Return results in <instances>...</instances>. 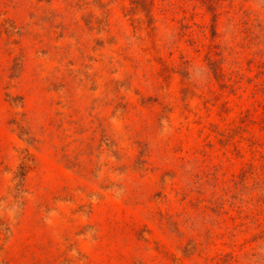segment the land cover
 Instances as JSON below:
<instances>
[{"label": "rangeland", "instance_id": "rangeland-1", "mask_svg": "<svg viewBox=\"0 0 264 264\" xmlns=\"http://www.w3.org/2000/svg\"><path fill=\"white\" fill-rule=\"evenodd\" d=\"M135 1L0 0V264H264V0Z\"/></svg>", "mask_w": 264, "mask_h": 264}, {"label": "trees", "instance_id": "trees-1", "mask_svg": "<svg viewBox=\"0 0 264 264\" xmlns=\"http://www.w3.org/2000/svg\"><path fill=\"white\" fill-rule=\"evenodd\" d=\"M138 1H140V4H139V2ZM136 0L134 3H135V6H137V4L138 5H141L142 4V2H145V0ZM143 5V4H142ZM143 8V7H142Z\"/></svg>", "mask_w": 264, "mask_h": 264}]
</instances>
